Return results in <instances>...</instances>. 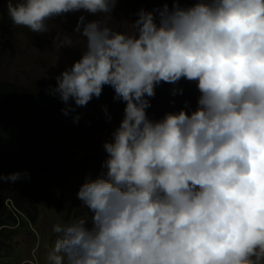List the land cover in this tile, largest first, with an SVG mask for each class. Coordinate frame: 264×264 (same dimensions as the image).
<instances>
[{
  "label": "clouds",
  "instance_id": "1",
  "mask_svg": "<svg viewBox=\"0 0 264 264\" xmlns=\"http://www.w3.org/2000/svg\"><path fill=\"white\" fill-rule=\"evenodd\" d=\"M117 2L7 0V10L45 33L54 17L111 16ZM131 26L81 15V55L48 88L66 116L105 86L124 108L102 170L77 192L91 215L53 224L45 264H264V0H171L138 10ZM182 78L196 83V108L150 118L156 88ZM18 179L0 174V184Z\"/></svg>",
  "mask_w": 264,
  "mask_h": 264
},
{
  "label": "trees",
  "instance_id": "2",
  "mask_svg": "<svg viewBox=\"0 0 264 264\" xmlns=\"http://www.w3.org/2000/svg\"><path fill=\"white\" fill-rule=\"evenodd\" d=\"M141 2L147 5V0ZM130 8L136 15V10ZM12 26L7 0H4L0 35ZM3 50V40L0 39V59ZM50 85L55 87V81L22 86L0 78V174L8 176L20 173V179L15 182L5 181L0 184V251L13 244L11 238L16 235L18 226L20 228L25 223L37 221L38 217L25 205V195L30 185H38L54 175L69 182L77 179L78 183H84L86 178H95L102 170L105 151L92 154L91 148L84 144L86 137L73 131L76 126L70 122V116L83 109L87 116L86 123L93 120L98 124L95 134L102 133L103 139L99 142L108 140V131L115 129L123 116L124 104L113 101L114 93L108 86L104 87L99 99L93 98L86 107L76 108L75 112L70 111L66 116L61 111L65 107L63 103L58 97L48 93ZM173 87L182 88L183 94L172 95L170 90ZM198 96L199 92L183 78L176 85L164 83L151 99V107L146 111L150 118L159 119L163 116L160 108L170 100L180 102L179 110L185 108V102L186 111L194 110ZM102 106H107L108 113L111 114L110 121L106 119ZM87 132L90 139L91 133L89 130ZM72 135L75 145L70 142ZM67 189L68 187H63V203L70 210L76 206L77 200L76 196L66 193ZM74 218L76 219L73 215L64 219L69 221Z\"/></svg>",
  "mask_w": 264,
  "mask_h": 264
},
{
  "label": "rangeland",
  "instance_id": "3",
  "mask_svg": "<svg viewBox=\"0 0 264 264\" xmlns=\"http://www.w3.org/2000/svg\"><path fill=\"white\" fill-rule=\"evenodd\" d=\"M3 1L0 0V17ZM165 2L171 7V0H147V5L142 4L141 0H118L111 16L91 14L83 10L69 12L52 18L48 22L50 31L45 33L31 32L27 27L17 26L13 23L12 28L6 29L0 35L4 46L0 59V78L22 86H32L42 81H55L54 77L66 66H70L73 61L79 59L81 55L85 39L73 31L81 15L85 17L86 22L99 19L114 30L130 33L133 31L131 23L137 19V13L134 15L130 7H133L136 12L140 9L151 11L152 5L154 8H160ZM192 2L193 0H180L181 6H188ZM60 33L70 36L73 46H64L59 49L54 47L53 38ZM187 82L198 91L195 82ZM163 86L164 83L162 82L156 88V92ZM179 107L180 102L170 100L160 110L164 115L166 112L179 111ZM77 115L80 118L78 122H74V117ZM69 119L76 126L73 131L86 137L84 144L91 148L92 154L97 155L104 152V142H99L102 139V133L95 134L98 124L93 120L86 123L87 116L83 109L78 110ZM87 130L91 133L90 139H88ZM113 131L114 129L108 131L109 141ZM73 137L74 135L70 137V142L75 145ZM81 184L78 183L77 179H72V182H69L67 179L54 175L47 177L38 185H30L25 195V205L38 217L37 221L25 223L22 227L16 228V235L11 238L13 244L0 251L2 254L0 264H45L47 250L56 238L52 232L53 224L58 221H66L64 219L66 216L71 218L74 215L76 218H83L91 215L87 207L77 198ZM64 186L68 187L67 194L76 196V206L70 210H67L69 206L63 203L62 191Z\"/></svg>",
  "mask_w": 264,
  "mask_h": 264
},
{
  "label": "bare ground",
  "instance_id": "4",
  "mask_svg": "<svg viewBox=\"0 0 264 264\" xmlns=\"http://www.w3.org/2000/svg\"><path fill=\"white\" fill-rule=\"evenodd\" d=\"M27 218V217H26Z\"/></svg>",
  "mask_w": 264,
  "mask_h": 264
}]
</instances>
